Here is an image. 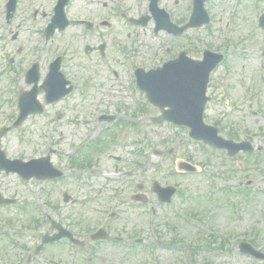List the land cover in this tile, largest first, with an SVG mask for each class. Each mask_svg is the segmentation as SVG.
<instances>
[{"label":"rangeland","instance_id":"374dc122","mask_svg":"<svg viewBox=\"0 0 264 264\" xmlns=\"http://www.w3.org/2000/svg\"><path fill=\"white\" fill-rule=\"evenodd\" d=\"M164 1L171 6V8L168 7V10L169 13H173L172 21L180 26L186 16V0H177L179 1L178 6H174L176 0ZM85 3L86 0H73L72 4L68 6V16L75 20L89 16L86 13ZM205 6L211 17V23L201 28L190 29L184 37L168 36L167 33L162 32L155 34L154 23H151L146 29L131 28L127 23H124L123 26H116L114 30L107 29L109 32L105 37L107 40L114 35L123 37L124 46L130 48L131 55L133 53L132 49L134 47L138 48L137 56L133 57L135 62L141 66H151L160 62L164 64L165 60L168 59L165 52L167 45H170L174 52L185 49L187 56L196 60L202 59L203 51L201 49L203 48H209L213 52L224 54L226 61L221 66L231 69V72H229L231 79L228 82V87L224 89V91L229 90V95H225L220 87L221 82L224 86L225 83L222 78L226 76L225 68L222 67L211 76L208 95L212 97V100L208 104L205 121L207 124L222 128L226 137H228L227 132H231V128L238 130L241 139L258 131L263 132L262 136L255 138L254 142L264 146V57L262 55L264 30L258 26V19L264 14V0H260V3L255 2V0H209ZM35 9L40 12L39 19L33 17ZM0 12L3 14V7H0ZM43 12L46 16L41 15ZM105 12L106 10L102 15L99 13L100 17H104L103 14L106 16ZM52 14V0H40V4L32 3V0H21L16 18L12 23L13 31L20 30L21 34L17 35V41H12L13 35L11 37L9 36L10 33L1 35L0 32V65L5 61V51L9 52V50L12 51L10 54L17 63H20V58L23 60L22 63L28 64V66L33 60L36 61L35 52L40 43L39 33L46 26ZM138 32L139 34L136 36ZM67 35L68 39H57V44L65 50L67 57H70L68 69L71 70L72 68L76 73H82V78L78 79V84L80 85L84 81L88 82L89 89L87 91L92 96L93 93L96 94L91 102L92 107L88 108L91 111L84 113L89 125L67 126L69 118L71 119L72 116L79 117L80 114L66 113L64 119H60L55 123H51L52 120H50L52 113L49 114V117L48 115L45 117H32L24 123L23 130L11 134L12 151L16 152L19 150L18 147L26 146L25 153L30 157L39 155L41 148L37 146V139L43 138L44 141L55 139L67 143L69 140H78L89 135L91 140L94 141L105 135L104 133L113 132L118 134L116 140H112L111 137L108 138V135L106 136L105 140L108 142L109 147L106 153L103 154L100 163L97 164L98 169L101 170L105 166L114 169L117 166L120 170H124L139 163V167L135 171L137 175L135 181L148 182L146 190L149 192V187L154 181H158L165 186L177 187L179 189L177 201L175 202L177 208L182 210L183 213L186 212L194 217H199V222H203V232H206V227L215 230L219 236L222 234L240 236L241 240L251 238L256 240L257 248L264 253V175H259L260 172L257 173L258 168L264 173V152L258 163L254 164V161L250 160V166L246 164L245 171L239 172L238 175L240 180L251 179L254 182L257 180L255 185L259 187L260 191H257L254 186L253 192L246 201L241 196L231 193L232 191L230 194L228 193L229 195H226V193L225 195L218 194L216 197L217 202L209 200L207 196H209L210 189L206 178L209 173L203 171L200 175L190 176L175 171L176 164L181 160L187 161L188 158L191 159L190 162L195 164L205 163L206 157L202 153V147L190 140L184 129L170 125L153 126L151 117L158 116V114L149 107L141 117L132 116L131 113L137 106L123 94L116 99L114 95L117 94L118 87L116 80L114 78L112 80L110 74L102 71L100 74H95V72L89 74L87 72V75H85L83 72L86 66H110V63L104 64L94 55L85 57L80 42L83 39V31L79 26L68 28ZM128 35H131L130 39L127 38ZM15 36L16 34H14ZM6 38L7 41H3ZM95 45L98 46V42ZM18 47L23 49L21 54L14 52ZM116 58L120 59L121 57L115 55L111 50L109 54L111 66L117 65ZM122 60H124V57ZM16 62L15 65H18ZM47 62L48 60L44 61L43 66H47ZM121 66H123V63ZM127 79V75H121L118 78L121 81ZM3 86H7L6 88L14 91L15 94L18 91V89L13 90L11 88L13 84L8 83V81H1L0 89H6ZM16 86L20 88L23 84L19 83ZM78 90L81 89L78 88ZM108 98L111 99V103ZM227 103H229V108L232 110H230V114H226ZM73 104H76V101L71 98L65 100L57 108L65 109ZM110 105L113 106L111 114L118 117V123L115 122L111 125L97 121L98 115L95 114L97 107L100 106L104 109L109 108ZM134 126L139 127L141 132L135 133ZM139 141H143L141 145H139ZM116 142L118 144L112 146ZM136 145H138L136 149H143V157H140V159H134L136 156L131 155V149ZM154 151L160 152L161 156H155ZM108 154L122 156L123 162L121 164L116 163L114 160L109 159ZM255 157L256 161L259 157L256 155ZM213 164L218 166L216 160ZM220 182L225 185L223 181L219 180ZM27 186L35 187L32 190L38 192L35 185L28 184ZM133 190L136 191V186ZM181 193L183 195L189 194L188 198L190 200L184 205L181 204L179 199L182 196ZM81 194H84V191ZM155 206L157 209L159 208V216L156 220L161 223L159 229L164 233L165 240L169 241L173 236L168 233V228L164 226V222L169 221L166 220L165 216L167 209L165 207L160 208L157 198ZM80 211L76 210L77 213ZM33 213L35 211L31 215ZM95 214L90 212L86 215L87 218L90 217L93 220L99 218ZM170 219L173 220L171 225L177 226L179 238L184 239V235H192L196 231V229L189 226L186 227L180 218L176 219L171 215ZM123 220L139 222V236L147 239L146 236H149L147 222L151 221L149 211L142 209L126 210L123 213ZM239 243H235V254L232 255L231 259L228 258L231 264H259L258 261H252L251 258L238 254ZM163 256L168 258L170 264H179V255L168 252ZM141 261L147 264L148 257L140 249L139 262Z\"/></svg>","mask_w":264,"mask_h":264},{"label":"flooded vegetation","instance_id":"af4514ba","mask_svg":"<svg viewBox=\"0 0 264 264\" xmlns=\"http://www.w3.org/2000/svg\"><path fill=\"white\" fill-rule=\"evenodd\" d=\"M10 1L0 0V7H3V14L0 12V32L1 35L10 33V37L13 35L11 40L17 41V35H20L21 31L14 32L12 23L16 18L21 0H15L14 7L9 5ZM72 2L73 0H69L68 6ZM255 2L260 3V0H255ZM32 3L40 4V0H32ZM85 4L86 13L89 15L85 20L88 21L73 20L69 17L71 26L76 22H87V26L76 24L87 28L85 37L82 41L80 40L81 44L84 43L85 57L97 56L104 64L110 63V66H86L83 72L87 75V72L100 74L105 71L112 76V80L113 78L116 80L127 72L124 60H122L124 57L123 37L114 35L107 40L105 37L109 32L107 29L114 30L118 25L123 26L124 23L131 24L139 20H147L150 23L154 21L157 14L155 12L154 15L150 10V0H135L134 2L131 0H86ZM178 5L179 1L176 0L174 6ZM185 5L187 6V3ZM158 6L164 10L171 8L164 0H159ZM104 10H106V16L103 14L104 17H100L99 13L102 15ZM39 13V10L35 9L34 19L39 17ZM187 18L186 15L184 23ZM132 27L137 28L134 25ZM14 34H16L15 37ZM68 38L66 30L61 33L54 32L50 39H45V29H42L39 33L40 43L35 52L36 61H32L30 66L22 63L20 56V63H17L10 54L12 51H5L4 60H8L5 66L0 65V80L3 78L13 83L17 81V83H22L18 97L20 94L25 95L33 87L29 85L28 73L34 67L32 65L37 63L38 66L31 72V79L37 80L38 100L45 105L43 107L45 112L35 117H45L51 113L50 110H54L56 105H59V103L46 105V92L43 89L51 65L58 61L61 71L74 87V91L66 99L72 98L76 104L62 108L63 112L53 111L51 123L64 119L65 113L80 114L79 117L72 116L67 120V126L80 127L89 124L84 113L91 111L88 108L92 107L91 102L96 94L93 93V96L89 94L87 84L83 85L85 89L78 90L77 83L78 79L82 78V73H76L72 68L68 69L70 57H67L65 50L57 44V39ZM128 38H131V35H128ZM96 40L98 46L95 45ZM3 41H7V38ZM172 49L169 45L165 50L168 58L166 62L176 59L183 52L181 50L174 52ZM111 50L121 57L116 58V66H111L109 59ZM22 51V47H18L14 52L21 54ZM134 56H137V53ZM46 60H48L47 66H43ZM15 62L18 65H15ZM161 64L160 62L151 66H141L134 62L135 66L132 71L134 83L136 84L135 74L138 70H156L162 67ZM222 67L217 68L215 72ZM229 72L231 69L225 68V75L230 76ZM222 80L225 79L222 78ZM220 87L223 92L222 82ZM138 95L140 104L138 107L141 110L146 113L149 107L161 115V111L148 102L145 93L138 91ZM109 102L111 103V99ZM111 109H113L112 105L104 109L97 107V110ZM16 117L17 114L12 117L10 91L0 90V264H140L139 251L143 242L139 237V222L123 220V213L126 210L136 209L154 211L157 196L153 192V185L149 187V192L146 190L148 182H136L137 175L134 169L121 171L117 166L114 169L108 167V171L98 169L100 156L94 153H102L104 147H109V144L106 145V140H99L92 144L91 140L86 138L69 140L67 143L55 139L44 141L41 138L36 140L37 146L41 148L39 155L28 157L25 153L26 146L18 147L19 150L13 152L12 131L6 132V129L11 128ZM153 118L155 117H152V120ZM46 143L53 145V148H49L47 152L44 149ZM116 144L118 142L112 146ZM218 153L226 158L224 151ZM45 157H49L54 168L63 173L61 178L44 181L36 178L25 180L18 171L22 165L11 162L28 163L30 160H40ZM108 157L116 163L123 162L122 156L108 154ZM245 157L250 159L249 155ZM28 184L35 185L38 192H34L32 189L35 187H29ZM135 186L136 191L133 190ZM252 186H247L245 189L248 191ZM83 191L84 194H81ZM34 198L41 200L47 210V215H44L40 209H36L33 203ZM76 210L81 211L77 213ZM33 211L35 213L31 215ZM90 212L96 213L95 215L99 218L93 220L90 217L87 218L86 214ZM155 215L153 213V216ZM183 237L184 239L180 237L182 243L179 251L167 244L165 235L162 236L163 240L151 244L148 248L151 249L150 264H170L168 258L163 256L168 252L179 255V264H231L228 258L231 259L235 254L234 236H202L195 231L192 235Z\"/></svg>","mask_w":264,"mask_h":264},{"label":"water","instance_id":"95a60500","mask_svg":"<svg viewBox=\"0 0 264 264\" xmlns=\"http://www.w3.org/2000/svg\"><path fill=\"white\" fill-rule=\"evenodd\" d=\"M206 0H196L195 14L190 23V27H199L208 23L206 13L204 11V2ZM157 0H153V10L156 11ZM65 2H62L57 8V16L54 24L51 26L53 30L56 26L64 28L63 23ZM159 29H171V24L166 17L157 18ZM182 31V30H181ZM206 61L196 63L185 57L170 63L165 70L151 73L145 79L140 80L141 88L147 91L149 99L162 109L169 107L171 112H167L165 119L178 125H185L191 129V137L196 140H204L210 145L217 147L229 148V150L238 152L242 145H235L231 142H224L217 137V131L211 127H207L203 121V112L205 109V93L208 84L209 72L206 66H216L220 59L210 53L206 54ZM182 66H187V75L185 77ZM198 70V71H197ZM58 80H53L56 84ZM58 99V98H56ZM25 117L28 112L25 111L26 105H22ZM27 110V109H26ZM171 194L163 197V200H169ZM248 247V246H246ZM247 253L260 256L253 249L247 248ZM245 251V252H246Z\"/></svg>","mask_w":264,"mask_h":264}]
</instances>
